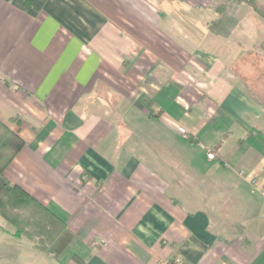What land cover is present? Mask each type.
Masks as SVG:
<instances>
[{
  "label": "crops",
  "instance_id": "0c3cea01",
  "mask_svg": "<svg viewBox=\"0 0 264 264\" xmlns=\"http://www.w3.org/2000/svg\"><path fill=\"white\" fill-rule=\"evenodd\" d=\"M224 3L0 0L4 174L73 234L0 217V264H264V13Z\"/></svg>",
  "mask_w": 264,
  "mask_h": 264
},
{
  "label": "trees",
  "instance_id": "16d2710c",
  "mask_svg": "<svg viewBox=\"0 0 264 264\" xmlns=\"http://www.w3.org/2000/svg\"><path fill=\"white\" fill-rule=\"evenodd\" d=\"M235 1H244L256 12L264 13L256 0ZM223 3L218 5V11L223 9ZM23 145V138L0 120V216L16 234L31 240L35 238L41 250H52L54 256H58L73 238L65 221L22 187L8 181L4 174L6 166Z\"/></svg>",
  "mask_w": 264,
  "mask_h": 264
},
{
  "label": "rangeland",
  "instance_id": "374dc122",
  "mask_svg": "<svg viewBox=\"0 0 264 264\" xmlns=\"http://www.w3.org/2000/svg\"><path fill=\"white\" fill-rule=\"evenodd\" d=\"M230 1H233V0H230ZM235 1V0H234ZM236 2H240V1H236ZM219 3L221 4L222 2H221V0H219ZM247 4V3H246ZM259 4H261L262 5V9H263V11H264V4L263 3H261V2H259ZM225 7H226V5H225V3H223V10L225 9ZM246 7V9H248V10H246L245 8H243V10H242V12H252V13H254L253 12V10L251 9V7L250 6H248V4H247V6H245ZM255 11V10H254ZM256 12V11H255ZM257 14H259V15H263V13H259V12H257V13H255L254 15H256L257 16ZM261 17V16H260ZM262 19H263V22L262 23H264V18L262 17ZM262 50H264V48H262ZM246 60H247V64H246V67H245V69H239V70H243V72H244V74L246 75V77L248 78V79H250L249 81H252V83H253V80L255 79H257V82H255L253 85L255 86V87H260L261 86V83L264 81V58L261 60V58H260V61H259V58L258 57H255L254 55H250L249 57H247L246 58ZM251 83V84H252ZM1 217V216H0ZM1 219H3L2 217H1ZM3 226L8 230V229H10V227L12 228V229H14L8 222H7V224H3ZM14 232H15V230H14ZM16 233V232H15ZM23 235V234H22ZM24 236V238L27 240V241H29L30 243H32L33 245V247L35 248V249H37L38 251H40V252H43V253H46L47 251H45V250H41L37 245H36V243H37V241L35 240V238H34V240H31V239H29L28 237H26L25 235H23ZM23 244H26V242H24ZM42 244V243H41ZM27 245V244H26ZM30 245V244H29ZM43 245H45V244H43ZM50 252L51 253H53V251L52 250H50ZM54 255V254H53Z\"/></svg>",
  "mask_w": 264,
  "mask_h": 264
},
{
  "label": "built area",
  "instance_id": "2783aa9c",
  "mask_svg": "<svg viewBox=\"0 0 264 264\" xmlns=\"http://www.w3.org/2000/svg\"><path fill=\"white\" fill-rule=\"evenodd\" d=\"M178 130H179L180 133H184V129L182 127H179ZM207 157L209 159H214L215 158V153L213 151H208L207 152Z\"/></svg>",
  "mask_w": 264,
  "mask_h": 264
}]
</instances>
